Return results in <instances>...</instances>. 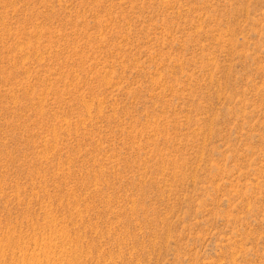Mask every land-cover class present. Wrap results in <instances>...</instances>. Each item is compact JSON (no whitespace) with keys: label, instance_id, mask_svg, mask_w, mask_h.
<instances>
[{"label":"rangeland","instance_id":"obj_1","mask_svg":"<svg viewBox=\"0 0 264 264\" xmlns=\"http://www.w3.org/2000/svg\"><path fill=\"white\" fill-rule=\"evenodd\" d=\"M0 264H264V0H0Z\"/></svg>","mask_w":264,"mask_h":264}]
</instances>
